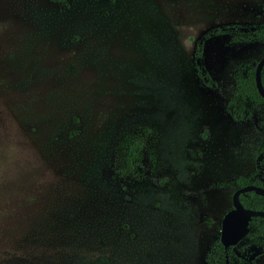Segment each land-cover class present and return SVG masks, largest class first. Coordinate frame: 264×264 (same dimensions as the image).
Masks as SVG:
<instances>
[{
	"label": "rangeland",
	"instance_id": "rangeland-1",
	"mask_svg": "<svg viewBox=\"0 0 264 264\" xmlns=\"http://www.w3.org/2000/svg\"><path fill=\"white\" fill-rule=\"evenodd\" d=\"M264 0H0V264H207L234 187L264 144V104L235 122L232 70L259 42L208 30ZM144 143L140 179L119 141ZM264 263V254L257 257ZM262 262V263H261Z\"/></svg>",
	"mask_w": 264,
	"mask_h": 264
},
{
	"label": "trees",
	"instance_id": "trees-1",
	"mask_svg": "<svg viewBox=\"0 0 264 264\" xmlns=\"http://www.w3.org/2000/svg\"><path fill=\"white\" fill-rule=\"evenodd\" d=\"M65 3V0H54ZM264 11V3L262 6ZM218 35H229L237 43L259 42L264 47V19L256 24H229L222 25L206 31L196 42L193 53L194 69L203 86L215 90L217 81L207 70L204 59V42ZM257 60L247 61L233 67V85L231 95L225 104V110L230 118L236 122H244L250 117L246 104H264L255 84V67ZM261 83L264 88V65L261 69ZM143 149L142 138L136 134H126L120 141L116 153V170L120 174L130 175L140 179L143 173ZM235 184L237 187L253 184L264 187V144L255 154L254 171L248 176H240L233 181L219 182L221 187ZM241 203L251 209L264 210V195L254 191L241 193ZM254 251L264 253V217L253 216L249 221V230L243 241L224 247L219 238L214 240L205 254L207 264H256L249 261L250 254Z\"/></svg>",
	"mask_w": 264,
	"mask_h": 264
},
{
	"label": "water",
	"instance_id": "water-1",
	"mask_svg": "<svg viewBox=\"0 0 264 264\" xmlns=\"http://www.w3.org/2000/svg\"><path fill=\"white\" fill-rule=\"evenodd\" d=\"M264 65V55L257 61L255 67V84L260 96L264 99V88L261 83V69ZM255 191L264 195V188L256 185H244L237 188L232 194V208L228 210L222 217L220 242L224 247L235 245L248 233V225L252 216H263L264 211L254 210L244 207L239 199V195L243 192ZM259 252L251 254L249 259L254 258Z\"/></svg>",
	"mask_w": 264,
	"mask_h": 264
},
{
	"label": "flooded vegetation",
	"instance_id": "flooded-vegetation-1",
	"mask_svg": "<svg viewBox=\"0 0 264 264\" xmlns=\"http://www.w3.org/2000/svg\"><path fill=\"white\" fill-rule=\"evenodd\" d=\"M259 59H260V58H259ZM259 59H258V60H259ZM258 60H257V61H258ZM235 122H236V121H235ZM261 146H262V145H261ZM261 146H260V148H261ZM260 148H259V149H260ZM259 149H258V150H259ZM256 153H257V152H256ZM256 153H255V154H256ZM255 154H254V164H255ZM253 171H254V169H253ZM253 171H252V172H253ZM252 172H251V173H252ZM251 173H250V174H251ZM250 174H249V175H250ZM247 176H248V175H247ZM237 177H240V176H237ZM237 177H236V178H237ZM243 177H245V176H243ZM234 179H235V178H234ZM234 179H233V180H234ZM233 180H232V181H233ZM246 185H248V184H246ZM251 185H253V184H251ZM231 186L234 187L233 192H234L237 188L242 187V186L237 187L234 183H233L232 185H229V187H231ZM243 186H244V185H243ZM256 186H257V185H256ZM224 187H227V186H224ZM260 187H261V186H260ZM263 188H264V187H263ZM254 192H255V191H254ZM243 193H244V192H243ZM232 194H233V193H232ZM239 196H240V195H239ZM244 207H245V206H244ZM231 208H232V196H231V205H230V208H229L228 210H230ZM246 208H247V207H246ZM250 209H251V208H250ZM228 210H227V211H228ZM254 210H255V209H254ZM227 211H226V212H227ZM262 211H264V210H262ZM226 212H225V213H226ZM225 213H224V214H225ZM222 217H223V216H222ZM252 217H253V216H252ZM221 220H222V219H221ZM250 220H251V219H250ZM248 227H249V225H248ZM220 230H221V224H220ZM248 230H249V229H248ZM246 235H247V234H246ZM219 237H220V235H219ZM219 237H218V238H219ZM244 238H245V237H244ZM244 238H242V240H240L239 242L243 241ZM219 240H220V239H219ZM239 242H238V243H239ZM236 244H237V243H236ZM254 252H259V254H257L254 258L249 259L250 256H251V254H253ZM254 252H252V253L250 254L248 260H249V261L254 260V261L256 262V264H258V262H257V257L260 256V255H263L264 253H261V251H254ZM205 262H206V261H205ZM261 263H262V262H261Z\"/></svg>",
	"mask_w": 264,
	"mask_h": 264
},
{
	"label": "crops",
	"instance_id": "crops-1",
	"mask_svg": "<svg viewBox=\"0 0 264 264\" xmlns=\"http://www.w3.org/2000/svg\"><path fill=\"white\" fill-rule=\"evenodd\" d=\"M264 264V263H263Z\"/></svg>",
	"mask_w": 264,
	"mask_h": 264
}]
</instances>
